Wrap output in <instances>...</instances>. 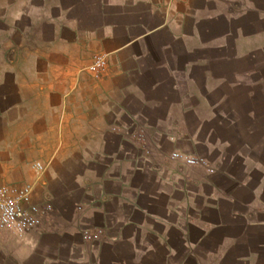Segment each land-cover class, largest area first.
I'll use <instances>...</instances> for the list:
<instances>
[{"label":"crops","instance_id":"crops-1","mask_svg":"<svg viewBox=\"0 0 264 264\" xmlns=\"http://www.w3.org/2000/svg\"><path fill=\"white\" fill-rule=\"evenodd\" d=\"M262 98L264 0H0V183L54 207L0 264H264V163L202 130Z\"/></svg>","mask_w":264,"mask_h":264},{"label":"built area","instance_id":"built-area-1","mask_svg":"<svg viewBox=\"0 0 264 264\" xmlns=\"http://www.w3.org/2000/svg\"><path fill=\"white\" fill-rule=\"evenodd\" d=\"M107 67L106 55H95L87 70L96 79L102 76ZM173 158H181L185 164H205L206 159L197 156L173 154ZM38 172L46 170L40 163L34 165ZM35 184L4 182L0 183V230H10L19 235H25L39 230L50 221L54 207L50 202L33 201ZM105 235L104 229L86 227L82 229L84 240L100 242Z\"/></svg>","mask_w":264,"mask_h":264},{"label":"rangeland","instance_id":"rangeland-1","mask_svg":"<svg viewBox=\"0 0 264 264\" xmlns=\"http://www.w3.org/2000/svg\"><path fill=\"white\" fill-rule=\"evenodd\" d=\"M245 104V103H244ZM225 105V104H224ZM247 105H240L239 109H257L259 110L260 114L258 116H255L254 118L248 117L246 115H241L238 114L234 117H224L222 115H216L212 120L209 122H205L203 125L202 129L204 133L206 131H209L208 136L212 140H215L216 138L219 140H224V139H229L232 143L233 146L229 147L227 149V155L232 157L236 156H248L252 157V159L257 160V162L264 163V99H259V101L256 103L255 107L254 106H249L246 107ZM223 108V107H222ZM226 110L229 111L230 113L232 112V109L235 107L231 104H228L225 106ZM221 109V108H220ZM218 106V111L220 110ZM236 110V109H234ZM221 111V110H220ZM193 123V122H192ZM251 126H260L262 129V132L257 134L256 132L252 134H249L247 132L248 128ZM203 133V132H202ZM251 144H259L260 148H255L254 150L252 149H247L245 146H251ZM217 155V152L214 151L211 156L215 157ZM235 173L238 175L241 174L240 167L236 166L233 170ZM254 180H258L260 177L261 173L258 171H254ZM264 198V194H263Z\"/></svg>","mask_w":264,"mask_h":264}]
</instances>
